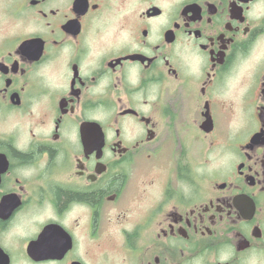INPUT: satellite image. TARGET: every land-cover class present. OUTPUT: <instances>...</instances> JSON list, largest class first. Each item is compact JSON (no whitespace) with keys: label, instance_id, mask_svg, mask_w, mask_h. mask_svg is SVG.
Masks as SVG:
<instances>
[{"label":"flooded vegetation","instance_id":"flooded-vegetation-1","mask_svg":"<svg viewBox=\"0 0 264 264\" xmlns=\"http://www.w3.org/2000/svg\"><path fill=\"white\" fill-rule=\"evenodd\" d=\"M0 264H264V0H0Z\"/></svg>","mask_w":264,"mask_h":264}]
</instances>
